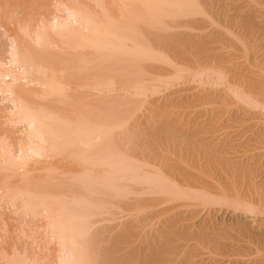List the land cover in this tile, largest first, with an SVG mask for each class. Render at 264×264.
<instances>
[{
	"label": "bare ground",
	"instance_id": "1",
	"mask_svg": "<svg viewBox=\"0 0 264 264\" xmlns=\"http://www.w3.org/2000/svg\"><path fill=\"white\" fill-rule=\"evenodd\" d=\"M53 5L55 12L53 10L51 13L54 16L52 14L49 15L53 16L52 18H42L43 23L38 22L40 24L35 25L34 30L30 31V26L24 27V24L20 23L23 27L18 29L17 33L20 30L21 35L15 34L17 39L21 37L18 41L15 36L12 38L7 35L9 45L7 44L4 50L5 57L0 59V203L2 202L4 207L10 209L18 218L19 226L15 227H20L22 231L17 241L23 240L24 243L29 241V246L38 249L37 253L40 252L41 247L49 252L50 246L53 245L55 254L52 260L47 261V264H139L136 256L130 254L133 250L128 249L129 253L125 252L123 256L115 257L116 249L119 248V251L120 248L127 249L131 245L130 239L132 237L136 239L134 236L138 234L140 235L137 237L143 238L141 234L147 233L148 227L155 223L153 221L151 224L152 220L162 215L157 210L147 212L145 209L150 208L155 202H162L161 204L166 202L173 205L171 208H168V205V209L164 207L165 211L162 209L164 215L165 212L174 208H193L194 215L206 209L211 227L199 222V227L202 226L195 227L197 230L195 232L192 226V233L186 232V235L176 233L177 228L176 230L173 228L174 222L171 229L175 232H165L161 228L164 234L163 240L158 244V249H155L156 252L153 251L154 254L148 251L152 254L150 256L152 262L146 260L149 262L145 264L162 263L168 260L169 256L174 258L175 255L186 252L185 249L194 251L192 248L198 246L203 247L204 253L201 254L206 255L204 260L206 264H264V224L257 225L254 230L244 229V224L242 228L239 225L240 222L227 224L224 218V221H217L212 212L215 206H223L236 211L243 210L248 214H264V159L261 160L260 154H253L251 159L248 158L249 160L240 158L241 160L221 163L215 159V155L218 156L220 153L219 150L222 149L221 151L224 152V149L226 151L234 148V145L226 146L230 141L225 142L226 144L222 145L226 148L223 146L211 150L218 153H215V158L212 157L206 165L197 163H195L197 165H191L190 168L198 170L195 171L197 174L193 175V172L189 174L188 169H182L186 166L183 165L184 162L179 170L176 163H171L172 159L167 162L169 164H165L166 160L156 162L149 159L152 156L150 154H153L157 147H153V151L147 154L146 152L137 154L139 147L150 143L145 141L150 135L146 137V134L145 139L142 136V139L140 138L142 142L136 145L138 143H135L136 126L129 127L134 128L133 131L128 128V121L131 122V119L136 117L133 115L143 104H148V98L155 97L152 100H157V97L161 95L159 93L161 88L174 83L179 85L183 81L184 84L188 82V85L198 82V85L203 87L202 92L200 95L197 94L199 96L195 95L197 97L193 93L192 96L197 98L202 108L209 103L212 106V101L210 102L212 93L210 94V90L209 95L206 88L211 84L207 80L211 66L207 69L199 65L200 61L198 65H189V63L184 65L187 63L180 62L182 65L178 61H171L165 53V48L174 47V43L183 44V42H177L180 37H177L172 30L200 29L202 26L197 25L198 21H211L208 6H215L213 0H64L62 3L54 2ZM47 19L50 20L45 22L44 20ZM17 27L19 28L20 25ZM210 40L207 41L210 42ZM192 62L194 63V60ZM159 63L166 68L158 65ZM161 70H166L167 73L165 71L162 73ZM82 73H84L83 76ZM255 87L254 85V89ZM261 87L257 88L262 91L263 87ZM231 89L229 91L233 92L238 100H242V103L249 106L260 105L261 98L253 99L250 95L252 90L248 91L244 88L243 92H238L237 89ZM257 93L262 94L260 91ZM263 96L264 94L261 97ZM183 100L180 104H183ZM188 100L190 105V99ZM150 102L152 104L148 105L153 106L155 101L150 100ZM178 104L177 107L180 105ZM158 106H160L159 112L163 113H161L162 117L157 116V118L168 116L170 111L165 115L166 110H162L165 108L164 104L163 107L162 105L155 107L158 108ZM201 107L199 111L203 112L204 109ZM149 110L155 109L150 107ZM195 113L196 117L205 115L203 112L204 115L200 116L197 110ZM154 114L156 115V112ZM209 114L206 115L209 116ZM196 117L194 116V120ZM175 119L171 120L176 124L181 121L175 122ZM259 119L258 121L264 125V118ZM171 120H168L170 125ZM197 120L190 127L194 126L195 129L196 122H199ZM162 122L165 121L162 120ZM192 122L190 121V124L188 122L183 128L186 129L193 124ZM141 124L140 122L139 126ZM199 124L200 122L198 126ZM206 126L204 131L208 128ZM141 127L136 128L139 131ZM174 127H171V131L168 130V132H173ZM145 128L148 129L147 126ZM155 128L156 132L160 129L158 126ZM144 129L143 132L146 131ZM187 129L190 131L191 128ZM178 130L176 127L175 131L178 132ZM166 134L163 135L161 132L160 135L151 134L154 138L150 136L153 139L150 144L153 145L158 136L164 137L168 135ZM190 134L191 132L186 133L189 137ZM170 137L168 136L167 143ZM175 137L172 135L170 142H173ZM189 137L184 138L189 139ZM148 146L150 145L146 148ZM252 148L255 149L254 146ZM246 149L245 153L249 150ZM185 155L188 153L183 157ZM190 159H185V163ZM187 200H190V203L186 202ZM121 205L123 208L120 207ZM117 210L125 214L145 211L139 215L137 213V219L133 225H127L125 222L126 225L118 227L120 231L115 234L117 236L115 237L112 232L117 227L108 225L118 219ZM179 216L181 214L176 218H180L181 224V217L186 216ZM127 217L129 215L125 218ZM26 219L32 223H39L34 227V231L25 232L22 229ZM122 219L120 218L121 222ZM177 219L176 224H178ZM184 222L185 220L183 224ZM258 222L256 221V224ZM167 223L169 226H165L166 228L172 226L171 222ZM178 227L183 228V225ZM154 231L157 232V230ZM154 231L152 233H155ZM162 232H160L161 235ZM35 233L39 235L36 236ZM110 238L116 240L120 247H105L102 243ZM133 238L131 240H134ZM147 240L144 241L147 242ZM176 242L177 244L174 245ZM152 243L155 244L156 241L151 240ZM21 252L12 256L13 258L9 256L2 259L6 264H46L47 259H38V254L36 257L32 256V251L31 256L28 255L29 252L23 254ZM161 255L168 257L159 258ZM183 258L185 257H182V260ZM188 258H185L186 261ZM171 261L174 263L173 259Z\"/></svg>",
	"mask_w": 264,
	"mask_h": 264
},
{
	"label": "rangeland",
	"instance_id": "2",
	"mask_svg": "<svg viewBox=\"0 0 264 264\" xmlns=\"http://www.w3.org/2000/svg\"><path fill=\"white\" fill-rule=\"evenodd\" d=\"M62 1H64V0H61V1L57 0V2H56V0H0V59L5 57L6 54H4L5 53L4 50H6L5 48H7V44L9 45V43H8L9 40L7 38V35H8V37L12 36V38H14L13 36H15V34L17 35L20 33V30H19V33H17V32H18V29L23 27V24H24V27L28 26V28H29V26H30L31 27L30 31L34 30L36 28V26H38L37 24L43 23V22H41L43 19L49 18L53 14L51 12L54 10V8H52V7H55L53 5L54 2L55 3H60V2L62 3ZM219 1H221V2H219ZM219 1L213 0L215 6H213V5H212L213 7L208 6V9L210 11L209 13L211 16L210 18L212 19L211 21L202 20V22H200V21L197 22V25L199 24V26H202L201 27L202 30H201V28L195 29V30L190 29V28L189 29L188 28L174 29V30H172V32L177 34V37H180V38H178L179 41H177V42L178 43L183 42V44L181 43L182 44V46H181V44H177V43L175 44L174 43L173 44L174 47L171 46V47H173V49L170 47V49H172V51H170V49H168V48H165V53L167 54L168 59L171 61H175V62L178 61L179 63L182 62L183 64L187 63L184 65H188V63H189V65H194V64L198 65V62L200 61L199 65L205 66V67H207V69H209V66H211V68L209 69L210 75L208 76V79H207L209 82H211V84H210L211 87L210 86H207V87L205 86V87L208 88L207 89L208 94H209L210 90L212 91V92L210 91V94L212 93V95L210 96V102L212 101V103H211L212 106L209 103V105H204L205 108H202L203 107V106L201 107L202 104H198L199 102L197 101V98H195V97L199 96L202 92V89H203L202 86L198 85V82L197 83L192 82V83H189L188 85H187L188 82H186L185 83L186 85H185L184 82L182 81V83H179V85H178V83H176V84L174 83L175 85L172 84L173 86L170 85L166 88H163V89L161 88V90L159 91V93L161 95H159L158 97L156 96L157 100L158 99H160V100H158V102H157L156 99L152 100L155 97H153L151 99L148 98V101H149L148 104H152V102H150V100L155 101V102H153V106L152 105L150 106L148 104H145L146 105L145 106L143 104V106H145L146 108L141 106V108L142 107L143 108L142 109L140 108V110H138V112L136 111L135 114L133 115L136 117L133 120L131 119V122H129L130 120L128 121V125H129L128 128L129 127H135V126L140 128V126H142L141 130L139 129L140 132L135 127L134 132L136 134L140 135L139 136V135L135 134V136H137L135 143L138 142L136 145H138V144H140V142H142V140H140V138L142 136H144L142 138L145 139L146 134H147L146 137H148L149 135L151 136V134L160 135V132L164 135V134H166V132H168V130L171 131V127L175 126L173 128L174 131L171 133L168 132L167 133L168 135L166 134L167 136H164L165 138L163 137V135L160 136L161 138L158 136L157 140L155 138V140H154L155 143H153V145H151L150 143H151V141H153L152 138H154V137L151 136L152 138H150V136H149L148 140L146 138L145 141H147V143H149V142L150 143L146 144L145 146L139 147L140 151H139V149H138V151L136 150L137 154L138 153H144V152H146L145 154H147L148 152L153 151V147H155V148L157 147L158 149H154L155 152H153V154H150L152 156L149 157V159L154 160L156 162H161L162 160L165 162V160H166L165 164H169L167 162H170L173 160L171 163H176L179 170H181L183 165H186V166H183L182 169H185V170L188 169L190 171L189 174H191V172H193L194 173L193 175L197 174V172H195V171H198V170L195 168H190L191 165H194L195 163H197L198 165H203V166L206 165L208 163V161H210L212 159V157H214L215 153H218V152L214 153V151H211V150L216 149V148H221L226 143H228L229 141L230 142L226 146L234 145V148L226 150V151L224 149V152L221 151L222 149L219 150L220 151L219 155L217 156V154H216L215 155L216 158L214 157L217 161H219L221 163H227L229 161H237L240 158H242V159L245 158L247 160L248 158L251 159L250 157L253 154L254 155L260 154L261 160L264 159V125H262L263 124L262 122L258 121V120H260L259 118H264V105H263L264 96L261 97L262 94H264V3H263L264 0H261V1L255 0V2H250V0H246V1L245 0H223V1L219 0ZM225 1L228 4L224 3ZM256 1L259 3L257 4ZM51 4L53 6H51ZM225 7H226V9H225ZM48 11H49V13H48ZM216 11H217V13H216ZM54 12H55V10H54ZM224 12H225V14H224ZM222 14H224V15H222ZM227 15L229 17H227ZM44 16H46V17H44ZM53 16H54V14H53ZM214 16H216V18ZM230 16H232V17H230ZM52 17H50V18H52ZM220 19H221V22H220ZM49 20L47 19L44 21L48 22ZM28 21L31 23H29ZM21 22L23 24H20ZM38 22H40V23H38ZM14 24H16V25H14ZM18 25H20L19 28L17 27ZM25 25H27V26H25ZM32 27H33V29H32ZM197 28H199V27L197 26ZM224 28H226V29L224 30ZM2 32L3 33L6 32L5 33L6 36ZM20 35L21 34H19V36ZM210 37L212 38V40H210L211 39ZM15 38L18 41L19 38H21V37H19L17 39V37L15 36ZM215 38H216V40H215ZM221 39H222V41H221ZM207 40L208 41L210 40V42H208ZM192 41H193V43H192ZM211 41H212V43H211ZM219 41H220V43H219ZM186 43H187V45H186ZM188 44H189V46H188ZM202 47H204V48L202 49ZM194 48H196V49H194ZM167 49H168V51H167ZM201 49H202V51H201ZM180 57H182V59ZM193 60H194V63L192 62ZM182 63H180V64H182ZM158 65H160L161 67H165V65L160 64V63ZM162 69H164V68H162ZM169 69L172 72L171 68H169ZM164 71H165V73H167L166 70H161L162 73ZM167 71L169 72L168 69H167ZM83 74L84 73H82V76H83ZM238 77H240V78H238ZM239 81H240V83H239ZM241 82H242V84H241ZM242 85H243V87H242ZM254 85L256 86L255 89H254ZM196 86H197V88H196ZM258 86L263 87V88L261 87L262 91H261V89L259 90L257 88ZM117 87H119V86H117ZM238 87H240V89ZM244 88H245V90H248V91L252 90L250 95L252 96L253 99H256L258 97L261 98V99H259L261 102V103L259 102V104L261 106L256 105V104H253L250 106L246 105V104L241 102L242 100H240V99L238 100L234 96L233 92L229 91L230 89L231 90L237 89L236 91L243 92ZM256 88L260 92H262V94L261 93L258 94L257 92H259V91ZM163 90H165V91H163ZM227 92H229V94ZM176 93H178V94H176ZM185 93H186V95H185ZM192 93L194 94V96L197 94H199V95L194 97V96H192L193 95ZM164 95H165V97H164ZM168 95H170V96H168ZM193 97H194V99H193ZM175 99H177V100H175ZM183 99H185L187 101H185ZM188 99H190V105L188 104V101H189ZM192 99L197 101V102L195 103V101H193ZM181 100H183L185 103L187 102V104H184V102H183V104H180ZM191 100H192V103L194 102L193 106L191 105ZM162 101H164L165 103ZM174 101L175 102L179 101V102H177V104L179 103L180 105L178 104L179 106L177 107V104H175ZM168 103H170V104H168ZM172 103L176 106L172 105ZM163 104H164L165 108H163L162 110L163 111L166 110V111H164L165 115H167L169 113V111H170V113H169L170 115L168 114V116H165V117L163 116L164 119L160 118V117L157 118V116L162 117L161 113H163V112H161V111L159 112L158 109L160 108V106H158V108H156L155 106L156 105H162L161 107H163ZM169 105H171V106H169ZM188 105L190 106L191 109H189ZM166 106H167V108H166ZM181 106H184L185 108H183ZM196 106L198 108H196ZM199 106L201 107V109H204L203 112L205 115L203 114L202 110L199 111V109H200ZM150 107H152L156 111L155 110L150 111L149 110ZM170 107H172V108H170ZM179 107H180V109H178ZM169 108H170V110H169ZM194 108H195V110H194ZM146 109H148V110H146ZM167 109H168V111H167ZM176 109H178V110H176ZM182 109H184V110H182ZM196 110H197V113L200 112V116L204 115V117L203 116L198 117V115H197V117L199 118L197 120L196 119L197 118L196 113H195ZM153 111L156 112V115L154 114ZM151 112H153V113L150 116ZM201 112H202V114H201ZM158 113H160V115H157ZM188 113L190 115L187 116ZM209 113H211V114H209ZM184 114H185V116H184ZM206 114H209V116ZM171 116H172V118H171ZM181 116L184 119L181 118ZM194 116L196 117L195 120L200 122V124H199L200 127L198 126L199 122L198 123L196 122L195 129H194V126L190 127V126L194 125V121H195ZM205 116H208V117H205ZM175 117H177V119H175ZM201 118H203V119H201ZM171 119L173 121L175 119L176 120L175 122H177V120H181V121H178V123H177L178 126H177V124L174 123ZM162 120H164L165 122H162ZM168 120H171V125H170V121L168 122ZM202 120H203V122H202ZM146 121L148 122L147 124H146ZM149 121H150V123H149ZM160 121H161V123H160ZM190 121L191 122L193 121L192 122L193 124L187 126V128L188 127L191 128L189 131L187 128L185 129L183 127L185 125H187L188 122L190 124ZM133 122H134V124H132L133 125L132 126L131 123H133ZM140 122L142 124L139 126ZM204 122L208 125L206 126V124ZM162 123H164V125ZM172 123H174V125ZM136 124H138V125H136ZM179 124H181V125H179ZM148 125H149V127H148ZM150 125H151V127H150ZM154 125H155V127L158 126V129L160 127V129L157 131L158 133L156 132V128L154 127ZM169 125L171 126L170 129H169ZM204 125L206 127H208V128H205V131H204V127H205ZM146 126L148 129L145 128ZM210 126H211V128H210ZM152 127H154V129H152ZM165 127L167 129H165ZM176 127H177V130L179 128L178 132L175 131ZM197 127H198V129H197ZM144 128L146 129V131H148L149 129H150V131H148V133L146 131L143 132L142 130ZM201 128H202V131H201ZM129 129L132 131L134 130V128H129ZM196 129L198 131H196ZM136 130L138 132H136ZM163 130H165V132ZM185 130H186V132H185ZM194 130H195V132H193ZM154 131L156 133H152ZM181 131H183L184 133ZM149 132H151V133H149ZM175 132L177 134H174ZM188 132L189 133L191 132V134L193 133L194 135L192 134L193 135L192 136L190 134V137H189V135H186V133L188 134ZM196 132H197V135H196ZM170 134H172L173 137H174V135L176 136L175 137L176 140H175V138H173V142L172 141L170 142V140L172 139V135L170 137ZM257 134H259V135L256 136ZM260 134H262V135H260ZM198 135H199V137H198ZM168 136L170 138L168 139L169 142L167 143ZM180 136H181V138H179ZM184 137H189V139H186ZM204 137H205V139H204ZM212 141H214V142H212ZM158 142L160 144H158ZM162 143L166 146H164V145L162 146ZM169 143H170V145H169ZM207 143H208V145H207ZM171 144H172L173 148L175 147V149H172V147L170 148ZM188 144H189V146H188ZM222 144H224V145H222ZM147 145H150V146H148V148H146ZM158 145L159 146L161 145V146L159 147ZM194 145L196 146V148H194L195 147ZM235 146H237V147L235 148ZM253 146L255 147V149L252 148ZM256 147L258 149H256ZM199 148H200V151H199ZM207 148H209V149L207 150ZM246 148H248L250 150V151L248 150L247 153H245V150H247ZM143 149H145V150H143ZM171 149H172V151H171ZM179 149H181V150H179ZM141 150H143V151L141 152ZM169 150H170V152H169ZM175 150H176V152H174ZM251 150H253V151L251 152ZM194 151H195V153H194ZM243 152H244V155H242ZM187 153H188V155H185L186 157L184 156L185 159H188V158L189 159L191 158V159H190V161L188 160L187 163H185L186 160L183 159L184 158L183 155L187 154ZM192 153H194V154H192ZM202 153H203V155H201ZM173 154L175 156L176 155L177 156L175 157ZM156 156L158 158H161L160 156H163V157L161 159H158ZM180 156H182V157H180ZM166 157L167 158L169 157V158L167 159ZM152 158H154V159H152ZM155 158H157V160ZM230 158H234V159H230ZM170 159H172V160H170ZM182 163H183V165H182ZM197 164H195V165H197ZM188 165H190V166L188 167ZM186 202L190 203V200H187ZM161 203H157V202H155L154 204L152 203L153 205L150 208H146L145 210L147 212L157 210V212L161 213L162 214L161 216H163L164 213H162V212L165 211L164 207L167 208V206L169 205L168 208H171L173 203H166V202H164L163 204H161ZM120 207L123 208V205H121ZM162 209H164V211ZM191 209H192V211L194 210L193 208H189V209L174 208L173 210L170 209V210H168V212H165V215L163 216V218L165 220L161 216L155 217L152 220L151 224H153V221L155 223L153 225L150 224L151 226H149L150 228L148 227L147 233H144V235L141 234V236H143V238L137 237L140 234L134 236L137 240L132 237L134 240H131L132 238L130 239L131 245L127 249L126 248H120L121 252L119 251V248H117L119 246V244L117 242H115L116 240H112L113 238L112 239L110 238L111 240L110 239L106 240L102 244L105 247H116L117 248L116 250L118 252L117 251L115 252V254H117L116 256L114 254L115 257L123 256L124 255L123 253L128 252L129 251L128 249H130V250H133L131 252L129 251L130 254L134 257L136 256L135 258L138 259V263L140 262L139 264H143V263L145 264L146 262L148 263L149 261H146V260H150V256L156 252L155 249H158V244L163 240L164 234L161 231L162 229L165 232H169V231L175 232V230H176L175 228H177L178 231L176 230V233L186 235L185 234L186 232L188 234V232H191V230L193 231V229H191L192 226L194 228V232H195L196 228H200L204 224H206L207 227H211L210 217H208V215L206 213V209H204V211L201 210V212L198 214L195 213V215L193 214L194 211L192 212ZM223 209L225 210L224 212L222 211ZM145 210H142L141 212L140 211H137V212L135 211L132 213L127 212V214H125L124 212L122 213L119 210H117L119 213V215L117 216L118 219L114 223H110L111 225L110 224L109 225L107 224V225L111 226L113 228L117 227V228H114L115 230H113L114 232H112L113 235L115 236V234L120 231V229H118V227L121 228V225H126V224L127 225H133L135 223V220L137 219V213L139 215V213H142ZM3 211H4V213H3ZM212 212L214 214V218L216 220L218 219L217 221L221 222L222 220L224 221V219H226L225 223H227V224H235V223L240 222L239 225H241L242 228H243L242 225L244 224V229L254 230V228L257 225H259L261 223L264 224V214H260V213L248 214V213L244 212L243 210L240 211L239 209H237V211H236V210H233L232 208L231 209L225 208L223 206H215L214 209L212 210ZM120 213H122V215ZM180 214H181V216H183V215L186 216L183 218L181 216H179V217H181V224L179 222L180 218L179 217H178L179 219L176 218ZM14 215L15 214L13 212H11L10 209H7L4 207V204H2V202L0 203V236H1L0 237V242H1L0 243V246H1L0 247V264L3 262H4L3 264H6L2 258H4V257L6 258L9 256H10V258L12 256L14 257L15 254H20V251H22L21 254L29 252L28 253L29 256H31V251H32V256L36 257L38 254L37 258L38 259H47L45 261V263L47 264V261H50L53 259V255L55 254L54 253L55 247L53 245L50 246L51 248H49L50 249L49 252L48 251L46 252L45 249L41 247V249H39L40 252L38 251L39 253H37L36 251L38 249L33 248V246H31V245L29 246V241L24 243V241L21 240L18 242L17 240H18V237L21 235L20 232L22 230L20 227L16 228L18 225V223H17L18 218H17V216H14ZM128 215H129V217L125 218ZM191 215H192V217H189ZM130 216L133 218H131ZM120 218L121 219L123 218L122 222H121ZM185 218H187V220ZM176 219H177L178 224H176V222H175ZM119 220H120V222H119ZM160 220H163V222L162 221L160 222ZM171 220H173V221H171ZM184 220H185V222L183 224ZM205 220H207V221L205 222ZM24 221L26 222V224L25 223L23 224L22 229L25 230V232L28 230H29L28 232H30V230L31 231L35 230L34 227H36L38 222H33L34 223L33 224L32 222H29V220H27V219ZM256 221L257 222L259 221V222L256 224ZM6 222H7V224H6ZM117 222H119V223H117ZM125 222H126V224H125ZM167 222H169V223L171 222L170 225H172V226L169 227L170 229L166 228L169 226ZM173 222H174V227L172 224ZM199 222H200V224H202L200 227H199L200 224H198ZM30 223H32V224H30ZM116 223L118 224V226L116 225ZM3 224H5L6 226H4ZM158 224H160V225H158ZM182 225H183L184 229L178 227V226L182 227ZM153 226H155V227H153ZM172 227L175 230L171 229ZM5 229H6V231H4ZM1 230H2V232H1ZM154 230H157V232H155ZM181 230H183V231H181ZM153 231L155 233H152ZM160 232H162V235L160 234ZM37 234L38 233H35L36 236L39 235V234L38 235ZM115 237H117V236H115ZM147 237H148V240H147ZM138 239H140V240H138ZM145 239L147 240V242L144 241ZM150 239L155 240L156 243L151 244ZM134 243H136V244L133 245ZM148 243H150V245H148ZM191 243H193V242H191ZM109 244H110V246H109ZM175 244H177V242L174 243V245ZM40 246H42V245L40 244ZM140 247H142L143 250L140 249ZM201 247L202 246L194 247L195 249L192 248L194 251H192L191 249H190L191 251H189V248H187V249H185L186 252L181 253L182 255L181 254L175 255L176 258L174 257V255H173L174 258H172V257L170 258V256H169L168 260H165L164 262L159 263V264H163V263L164 264H167V263L168 264H177V263L179 264L180 260H181L180 264H195V263L196 264H202V263L206 264V262L204 261L206 255L201 254V253H204L203 247L202 248ZM32 248H33V250H32ZM150 248H151V250H150ZM2 249H3V251H2ZM11 249H12L13 253H12ZM52 249H53V251H52ZM121 249H123V251ZM148 251L152 252V254L148 253ZM153 251H154V253H153ZM134 252H136V253H134ZM190 252H192L193 254H191ZM185 254H187V256H185ZM188 255L190 256L189 258H188ZM1 256H3V257H1ZM165 257H168V256L161 255L159 258L163 259ZM182 257L188 258L189 260L187 259V261H186L185 258H183V260H182ZM196 258H197V261H195ZM172 259L174 260V263H173V261H171ZM184 259H185V261H184ZM182 261H184V262L181 263ZM150 262H152V261L150 260Z\"/></svg>",
	"mask_w": 264,
	"mask_h": 264
}]
</instances>
